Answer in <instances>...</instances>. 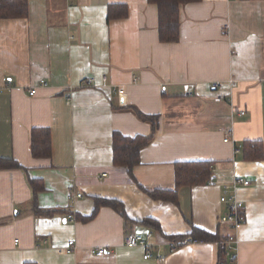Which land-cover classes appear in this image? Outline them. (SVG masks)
I'll list each match as a JSON object with an SVG mask.
<instances>
[{"label": "crops", "instance_id": "obj_1", "mask_svg": "<svg viewBox=\"0 0 264 264\" xmlns=\"http://www.w3.org/2000/svg\"><path fill=\"white\" fill-rule=\"evenodd\" d=\"M111 4L126 15L107 21ZM179 19L165 43L147 0H28L26 17L0 18V156L19 165L0 169V264H215L218 243L173 239L192 226L236 237L228 264H264V0H198ZM133 108L158 126L131 175L112 143L151 133ZM33 128L49 129L50 157L31 154ZM245 140L263 159H240ZM181 161H213L214 180L180 187L176 202L150 197L174 189ZM236 177L250 183L235 191L245 221L232 230L220 196ZM97 198L123 214L103 205L83 220ZM130 233L149 235L146 247H127Z\"/></svg>", "mask_w": 264, "mask_h": 264}, {"label": "trees", "instance_id": "obj_2", "mask_svg": "<svg viewBox=\"0 0 264 264\" xmlns=\"http://www.w3.org/2000/svg\"><path fill=\"white\" fill-rule=\"evenodd\" d=\"M198 0H147L157 7L158 15V39L161 42L173 43L179 38V10L184 4L195 2ZM28 0H0V18H22L27 16ZM126 7L124 5H109L107 9V21L126 15ZM140 120L151 124V133L149 135H137L135 137L123 136L118 132H113V164L122 165L128 168L132 175V169L140 162V151L146 147L152 140L156 132L158 121L156 115H146L133 108L132 110ZM242 160H261L263 159V146L261 141L245 140L243 142ZM30 150L34 157L48 158L51 156V136L47 128H33L30 131ZM213 161H181L174 164V184L173 190L154 189L146 191L150 197L154 199L171 200L176 202L177 191L182 186L202 185L214 180ZM19 165L10 159L0 156V169L17 168ZM34 184V181L31 182ZM37 185H35L36 188ZM111 206L123 214L122 205L112 200L97 198L95 200L94 209L88 217L83 220L90 219L96 214L100 206ZM37 215H50L55 210L40 209L34 206ZM145 225L158 228V225L151 219L142 221ZM189 237L193 241L216 242L218 243V252L215 264H228L234 260L229 259L225 245L226 237L217 233H210L204 229L192 226L188 235L173 237V239L183 240ZM29 264V263H26Z\"/></svg>", "mask_w": 264, "mask_h": 264}, {"label": "built area", "instance_id": "obj_3", "mask_svg": "<svg viewBox=\"0 0 264 264\" xmlns=\"http://www.w3.org/2000/svg\"><path fill=\"white\" fill-rule=\"evenodd\" d=\"M225 28H228V24L224 26ZM103 85L105 81V77L102 78ZM46 81L41 79L39 80V85H45ZM228 85L230 88H234L237 85V82L233 79L228 80ZM212 86L214 89H219L222 86L221 81H215L212 83ZM36 93V88H32L28 90L29 95H35ZM191 94L190 92H187V95ZM223 94L218 95L219 99L227 100L232 103V96L226 97ZM241 115L244 114V111L241 110L239 111ZM229 135L230 133H227L226 136L224 137V141L229 140ZM240 150V146L235 148V152H238ZM249 180L246 178L242 177H236L233 180H231L229 183H225L223 185L222 191H221V196H220V202L222 203H227L228 205V210L225 214L220 216V221L227 224L230 229L236 230V228L241 225L245 221V212H244V205L243 202L238 199L235 191L239 186H247L249 185ZM77 197H80L81 194L78 193L76 194ZM64 220H73V215L68 214ZM149 235H141L139 233H130L125 236L124 243L127 247H135V246H145L146 247V239ZM17 241V240H15ZM189 239H183L179 242V244H186L189 242ZM238 243V240L234 235H229L226 236V241L225 245L228 250H233L235 249L236 244ZM92 252L96 255H102L105 253V249L103 247H98ZM151 256L150 252L148 250H145V253L143 255V258L147 259ZM232 264V263H229Z\"/></svg>", "mask_w": 264, "mask_h": 264}, {"label": "rangeland", "instance_id": "obj_4", "mask_svg": "<svg viewBox=\"0 0 264 264\" xmlns=\"http://www.w3.org/2000/svg\"><path fill=\"white\" fill-rule=\"evenodd\" d=\"M229 252H232L233 253L234 251H229Z\"/></svg>", "mask_w": 264, "mask_h": 264}]
</instances>
